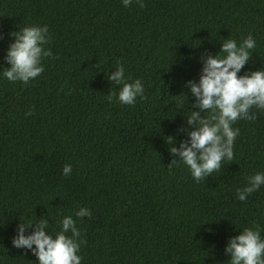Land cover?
I'll use <instances>...</instances> for the list:
<instances>
[{
  "label": "trees",
  "instance_id": "1",
  "mask_svg": "<svg viewBox=\"0 0 264 264\" xmlns=\"http://www.w3.org/2000/svg\"><path fill=\"white\" fill-rule=\"evenodd\" d=\"M29 24L48 26L52 56L26 85L0 75V264H36L11 245L19 221L54 233L82 206L80 264H227L229 236L254 224L264 236V185L235 195L264 172V112L233 124V160L199 182L168 150L194 127L184 82L198 80L202 53L251 34L240 72L264 66V0H0V73L9 33ZM118 64L143 84L131 105L105 98Z\"/></svg>",
  "mask_w": 264,
  "mask_h": 264
},
{
  "label": "clouds",
  "instance_id": "2",
  "mask_svg": "<svg viewBox=\"0 0 264 264\" xmlns=\"http://www.w3.org/2000/svg\"><path fill=\"white\" fill-rule=\"evenodd\" d=\"M133 0H121L128 7ZM143 7V0H136ZM12 39L7 45L0 73L9 81H19L26 85L31 79L44 71L42 59L51 57L52 52L46 45L51 36L46 24H29L9 33ZM256 47L251 34L244 36L239 43L235 39L221 40L218 51L201 54L203 61L198 80L185 81L186 87L195 97L192 104L199 111L185 114L187 123L193 125L187 131V141L174 146L169 137L168 149L176 154L179 161L187 166L192 178L199 182L221 168L222 161L233 160V143L239 134V128L233 127L238 120L254 121L264 112V66L254 70L240 72L250 58V50ZM108 79L119 85L115 92H109L106 100L113 98L121 104L131 105L137 97L143 98L144 88L140 79L130 82L125 80L124 68L117 65L108 75ZM185 99V96H184ZM31 110L25 113L30 115ZM61 173H71V165L64 164ZM245 183L235 189L236 199L244 201L249 195L264 185V172H254L245 177ZM76 218L90 217L87 207H79L72 215H64L59 222V230L48 231L45 219L19 221L11 245L26 249L36 257V264H80L78 254L81 241L79 229L75 226ZM31 227L27 234L25 229ZM70 233V234H69ZM223 251L228 254L227 264H264V236L254 224L243 227L227 239Z\"/></svg>",
  "mask_w": 264,
  "mask_h": 264
}]
</instances>
